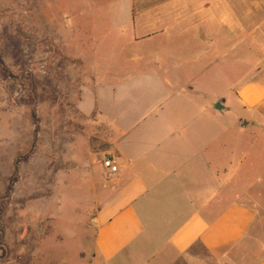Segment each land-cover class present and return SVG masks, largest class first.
Masks as SVG:
<instances>
[{"label":"crops","instance_id":"crops-1","mask_svg":"<svg viewBox=\"0 0 264 264\" xmlns=\"http://www.w3.org/2000/svg\"><path fill=\"white\" fill-rule=\"evenodd\" d=\"M127 3L130 44L206 39L207 75L195 72L182 85L176 71L197 70V61L173 62L157 101L144 100L130 115L98 114L110 125L95 127L86 145L99 144L92 174L103 179L95 194V262L264 264V211L250 185L264 181V0H169L148 14L134 13L136 0ZM167 22H200L203 31L151 34ZM134 75L131 68L124 75L130 85ZM228 114L238 118L234 131L215 128L214 116ZM107 157L118 161V173L104 167ZM83 177L84 185L92 180L87 171Z\"/></svg>","mask_w":264,"mask_h":264},{"label":"rangeland","instance_id":"rangeland-1","mask_svg":"<svg viewBox=\"0 0 264 264\" xmlns=\"http://www.w3.org/2000/svg\"><path fill=\"white\" fill-rule=\"evenodd\" d=\"M167 1L136 0L134 13L159 11ZM127 2L0 0V264H98L95 194L103 179L92 172L100 149L86 147L95 127L110 125L98 114L130 115L144 100L157 101L173 62L197 61V70L176 71L182 85L195 72L206 78V39L130 44ZM164 24L151 34L203 31L200 22ZM130 68L132 85L124 77ZM214 89L221 92L222 83ZM236 123L233 114L214 116L215 128ZM86 171L92 180L84 185ZM250 185L264 211V181ZM237 190L232 186L231 202Z\"/></svg>","mask_w":264,"mask_h":264},{"label":"built area","instance_id":"built-area-1","mask_svg":"<svg viewBox=\"0 0 264 264\" xmlns=\"http://www.w3.org/2000/svg\"><path fill=\"white\" fill-rule=\"evenodd\" d=\"M104 167L111 173L116 174L119 171V164L115 158L107 157L104 159Z\"/></svg>","mask_w":264,"mask_h":264},{"label":"water","instance_id":"water-1","mask_svg":"<svg viewBox=\"0 0 264 264\" xmlns=\"http://www.w3.org/2000/svg\"><path fill=\"white\" fill-rule=\"evenodd\" d=\"M224 109V107H223V105H222V102H219L218 104H217V106H216V110H218V111H222Z\"/></svg>","mask_w":264,"mask_h":264}]
</instances>
